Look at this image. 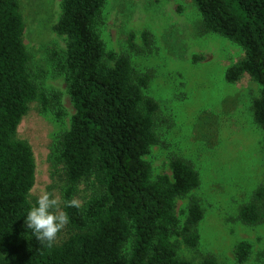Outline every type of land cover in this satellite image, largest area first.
<instances>
[{
    "label": "trees",
    "instance_id": "1",
    "mask_svg": "<svg viewBox=\"0 0 264 264\" xmlns=\"http://www.w3.org/2000/svg\"><path fill=\"white\" fill-rule=\"evenodd\" d=\"M105 1L61 0L53 26L66 39L65 49L54 51L52 60L65 78L74 113L56 148L66 179L67 236L49 246L24 225L35 163L29 144L16 137L28 103L48 101L28 74L19 2L0 0V264H218L212 257L194 263L177 255L172 236H181L188 247L199 240L196 227L203 210L198 199L188 198L182 224L175 212L176 199L195 189L199 176L175 157L169 163L171 178H150L143 156L158 142V105L142 92L149 76L138 74L127 57L105 50L100 37ZM194 1L203 31L243 48L245 57L227 68L224 78L233 83L246 73L259 83L252 111L264 139V0ZM89 177L100 192L76 204V186ZM263 204L264 187H258L240 206L238 218L247 225L262 222ZM249 253L245 241L234 248L240 262Z\"/></svg>",
    "mask_w": 264,
    "mask_h": 264
},
{
    "label": "rangeland",
    "instance_id": "2",
    "mask_svg": "<svg viewBox=\"0 0 264 264\" xmlns=\"http://www.w3.org/2000/svg\"><path fill=\"white\" fill-rule=\"evenodd\" d=\"M18 2L28 74L48 101L46 105L30 101L16 129V137L29 144L35 163L27 199L32 205L47 192L57 200V211L63 212L66 179L56 148L69 130L74 109L65 78L52 60V53L63 51L66 44L65 36L53 28L61 0ZM100 37L107 52L127 57L138 74L149 76L142 92L158 105L154 117L158 142L143 156L150 178L163 174L171 178L169 163L175 157L198 173L199 185L176 199L175 212L182 224L188 198L198 199L203 210L196 227L199 240L188 247L181 236H172L178 257L194 263L212 257L218 264H264V220L247 225L238 218L240 206L264 187L263 132L252 111L260 85L246 73L233 83L224 78L227 68L245 57L243 48L218 33L203 31L194 0H106ZM97 192L93 178H85L77 184L73 201L81 205ZM66 236L65 226L54 243ZM241 241L250 245L242 262L234 254Z\"/></svg>",
    "mask_w": 264,
    "mask_h": 264
},
{
    "label": "clouds",
    "instance_id": "3",
    "mask_svg": "<svg viewBox=\"0 0 264 264\" xmlns=\"http://www.w3.org/2000/svg\"><path fill=\"white\" fill-rule=\"evenodd\" d=\"M23 218L24 225L32 236L49 246L69 222L66 213L57 211V200L47 192L36 198Z\"/></svg>",
    "mask_w": 264,
    "mask_h": 264
}]
</instances>
